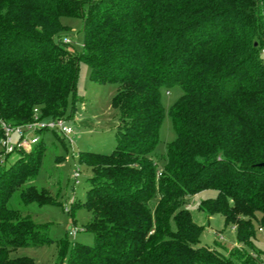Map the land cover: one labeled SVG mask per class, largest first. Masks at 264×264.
<instances>
[{"label":"trees","instance_id":"obj_1","mask_svg":"<svg viewBox=\"0 0 264 264\" xmlns=\"http://www.w3.org/2000/svg\"><path fill=\"white\" fill-rule=\"evenodd\" d=\"M63 17L83 19L82 54L62 38ZM263 50L264 0H0L2 122L69 125L81 61L91 81L116 89L115 149L79 156L91 172L84 206L93 243L74 241L68 264H264L245 249L202 244L186 207L215 190L200 209L235 226L238 242L252 247L257 215L264 227ZM173 87L183 94L169 111L176 138L160 171L161 89ZM47 132L64 136L42 130L31 150L0 165V264H33L12 253L53 242L49 227L11 204L15 193L25 205L44 204L33 181Z\"/></svg>","mask_w":264,"mask_h":264},{"label":"rangeland","instance_id":"obj_2","mask_svg":"<svg viewBox=\"0 0 264 264\" xmlns=\"http://www.w3.org/2000/svg\"><path fill=\"white\" fill-rule=\"evenodd\" d=\"M61 25L64 28L62 38L72 41L69 49L82 54L83 19L63 17ZM115 93L114 86L91 81L89 66L83 61L80 62L79 79L75 90L69 96L65 112L73 134L67 137H59L53 132L44 134L48 149L43 156L39 178L33 181V185L48 197L45 196L42 206L23 204L19 193H15L11 201L14 209L21 210L23 215L31 218L39 227H49V236L53 242L40 247L18 249L12 253L13 259L27 258L33 264H68L69 248L74 241L90 245L93 243V236L85 232L92 220V214L84 206L91 172L80 164L79 156L81 152L110 154L115 149L116 130L120 121L119 111L112 107ZM182 94L183 91L179 87L161 89L164 118L154 154V161L160 171L165 168L167 162L168 146L176 138L169 111ZM10 137L14 143L19 140L15 133ZM1 150L0 146V152ZM29 150L31 149H26L27 152ZM15 158L16 154L11 155L8 163L13 162ZM76 172L79 173V178H76ZM216 197L217 191L205 190L186 201L193 222L202 228L201 243L209 246L220 243L226 245L229 250L245 249L256 260L264 261V227L260 224V216L257 215L258 221H252L256 231L252 247L246 246L243 242H238L235 226L226 225L223 216L208 215L201 211L202 202Z\"/></svg>","mask_w":264,"mask_h":264},{"label":"built area","instance_id":"obj_3","mask_svg":"<svg viewBox=\"0 0 264 264\" xmlns=\"http://www.w3.org/2000/svg\"><path fill=\"white\" fill-rule=\"evenodd\" d=\"M65 43H69L66 39ZM264 56V50L262 51ZM37 112V110H36ZM0 129L3 131V139L0 146L2 154L0 155V165L5 161V157L14 154L17 151H26V149L38 143L39 138L37 133L42 130L57 131L64 136L73 134V129L64 120L40 121L37 117L35 120L25 126L11 127L0 120ZM12 133L19 136L18 142L14 143L10 137ZM77 173V172H76ZM79 178V173L75 174Z\"/></svg>","mask_w":264,"mask_h":264},{"label":"water","instance_id":"obj_4","mask_svg":"<svg viewBox=\"0 0 264 264\" xmlns=\"http://www.w3.org/2000/svg\"><path fill=\"white\" fill-rule=\"evenodd\" d=\"M260 166H261V167H264V164H261Z\"/></svg>","mask_w":264,"mask_h":264}]
</instances>
